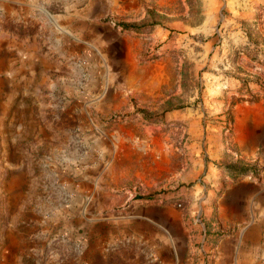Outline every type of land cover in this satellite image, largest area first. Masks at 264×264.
<instances>
[{"label":"rangeland","instance_id":"rangeland-1","mask_svg":"<svg viewBox=\"0 0 264 264\" xmlns=\"http://www.w3.org/2000/svg\"><path fill=\"white\" fill-rule=\"evenodd\" d=\"M35 10L0 39V264H159L143 217L212 160L264 212V0Z\"/></svg>","mask_w":264,"mask_h":264},{"label":"crops","instance_id":"crops-1","mask_svg":"<svg viewBox=\"0 0 264 264\" xmlns=\"http://www.w3.org/2000/svg\"><path fill=\"white\" fill-rule=\"evenodd\" d=\"M35 8L36 0H0V39L8 35L6 22L32 23ZM191 151L195 154L194 148ZM221 151L213 157L220 158ZM220 165L212 160L202 172L197 166L194 173L180 176L195 179L202 173L194 187L196 194L187 198L184 209L163 205L143 217L156 230L151 242L159 264H264L262 198L226 194L232 179ZM256 184L251 177L234 186ZM201 187L207 193L200 195Z\"/></svg>","mask_w":264,"mask_h":264}]
</instances>
